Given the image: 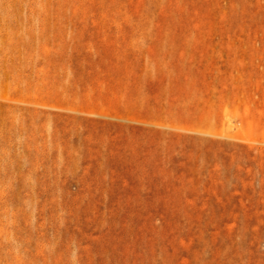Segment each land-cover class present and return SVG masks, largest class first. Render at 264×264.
<instances>
[{
  "label": "rangeland",
  "instance_id": "374dc122",
  "mask_svg": "<svg viewBox=\"0 0 264 264\" xmlns=\"http://www.w3.org/2000/svg\"><path fill=\"white\" fill-rule=\"evenodd\" d=\"M0 264H264V0H0Z\"/></svg>",
  "mask_w": 264,
  "mask_h": 264
}]
</instances>
